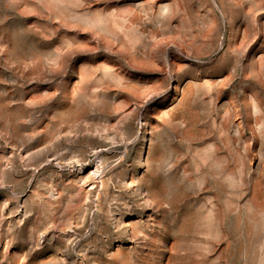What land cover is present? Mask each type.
<instances>
[{
	"label": "rangeland",
	"instance_id": "374dc122",
	"mask_svg": "<svg viewBox=\"0 0 264 264\" xmlns=\"http://www.w3.org/2000/svg\"><path fill=\"white\" fill-rule=\"evenodd\" d=\"M0 264H264V0H0Z\"/></svg>",
	"mask_w": 264,
	"mask_h": 264
},
{
	"label": "bare ground",
	"instance_id": "6f19581e",
	"mask_svg": "<svg viewBox=\"0 0 264 264\" xmlns=\"http://www.w3.org/2000/svg\"><path fill=\"white\" fill-rule=\"evenodd\" d=\"M92 172H93V171H92ZM100 181H102V180H100ZM102 183H103V182H102ZM102 183H101V184H102Z\"/></svg>",
	"mask_w": 264,
	"mask_h": 264
}]
</instances>
